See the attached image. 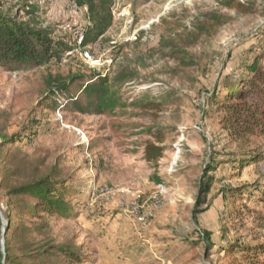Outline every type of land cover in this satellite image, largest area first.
<instances>
[{
  "label": "rangeland",
  "instance_id": "374dc122",
  "mask_svg": "<svg viewBox=\"0 0 264 264\" xmlns=\"http://www.w3.org/2000/svg\"><path fill=\"white\" fill-rule=\"evenodd\" d=\"M243 2L250 13L215 1L114 0L112 27L83 48L90 22L75 0H0V12L12 16L37 8L40 26L75 47L45 68H0V180L12 155L28 163L26 174L56 167L72 204L69 218L50 219L48 230L27 240L80 246L83 264H250L233 247L256 239L264 245V161H238L264 152V136H232L212 104L216 88L222 99L226 83L247 73L240 66L258 58L264 68V0ZM93 72L131 76L121 88L124 100L156 101L163 109L130 107L109 119L41 107L49 73ZM126 124L141 128H121ZM147 127L164 134L158 163L145 159V144L156 140L137 135ZM212 177L199 207L202 184ZM5 195L0 191L4 243ZM209 232L215 246L208 249Z\"/></svg>",
  "mask_w": 264,
  "mask_h": 264
},
{
  "label": "trees",
  "instance_id": "16d2710c",
  "mask_svg": "<svg viewBox=\"0 0 264 264\" xmlns=\"http://www.w3.org/2000/svg\"><path fill=\"white\" fill-rule=\"evenodd\" d=\"M204 1H215L226 9L250 13V9L245 8L243 0ZM75 2L79 8L88 10L90 24L81 43V47L86 48L98 43L112 27L114 0ZM32 9L26 11L25 17L28 19L0 12V68L5 71L45 68L61 61L66 53L75 48L64 41L53 39L52 31L40 26L37 21L38 9ZM239 70L247 73L243 72L235 81L226 83L222 99H215L217 93L221 91L216 88L212 95V104H216L219 111L223 112V123L232 136L238 138L246 135L264 136V68L256 58L253 63L240 66ZM130 77L118 75L111 79L106 74L97 72L90 75L49 73L44 79L45 89L41 107L50 110H71L86 116H103L109 119L127 114L125 112L130 107L139 111H161L163 104L156 101L138 100L128 104L124 100L121 88L128 83ZM227 78L229 79V75ZM210 106L208 103L207 108ZM121 128L129 131L141 127L126 124L121 125ZM137 135L150 136L156 140L155 143L149 141L145 144V159L149 163H158L165 151L160 145L165 139L162 131L147 127ZM261 160L264 161V152L256 155L245 154L238 162L249 164ZM27 164L17 163V156L12 155L7 167L2 170L0 191H3L8 199L5 216L10 225L6 233L5 253L0 240V262L5 259L6 264H83L86 257L78 251L80 246L41 247L27 240L29 233L48 230L50 219L69 218L72 214V204L67 198L68 189L59 181L61 175L57 168L54 167L50 173L45 174L36 167L31 173L26 174L24 170ZM222 164L230 162L222 161L217 167L213 164L206 170L217 171ZM214 181L215 177H212L202 184L199 207L205 205L204 198L212 192ZM208 210L209 207L198 212L203 214ZM14 221H17L15 225L12 224ZM26 224H31V227H27ZM1 227L0 218V232ZM211 237L210 232L206 233L208 249L215 246ZM258 241L259 239H256L254 243L237 244L233 250L241 253L250 264H264L262 261L264 245H255ZM17 249L20 255L15 254Z\"/></svg>",
  "mask_w": 264,
  "mask_h": 264
},
{
  "label": "water",
  "instance_id": "95a60500",
  "mask_svg": "<svg viewBox=\"0 0 264 264\" xmlns=\"http://www.w3.org/2000/svg\"><path fill=\"white\" fill-rule=\"evenodd\" d=\"M2 250L5 253V243L4 242H2Z\"/></svg>",
  "mask_w": 264,
  "mask_h": 264
},
{
  "label": "built area",
  "instance_id": "2783aa9c",
  "mask_svg": "<svg viewBox=\"0 0 264 264\" xmlns=\"http://www.w3.org/2000/svg\"><path fill=\"white\" fill-rule=\"evenodd\" d=\"M83 37H84V35H83V36L80 38V40H79V41H80V42H79L80 45H81V43H82ZM87 55H88V54H87Z\"/></svg>",
  "mask_w": 264,
  "mask_h": 264
}]
</instances>
